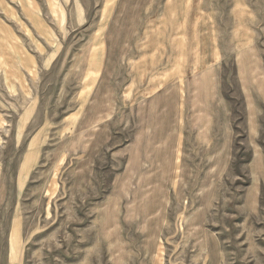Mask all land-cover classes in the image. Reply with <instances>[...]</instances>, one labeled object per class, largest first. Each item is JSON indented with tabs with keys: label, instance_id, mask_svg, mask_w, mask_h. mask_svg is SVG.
I'll return each mask as SVG.
<instances>
[{
	"label": "rangeland",
	"instance_id": "obj_1",
	"mask_svg": "<svg viewBox=\"0 0 264 264\" xmlns=\"http://www.w3.org/2000/svg\"><path fill=\"white\" fill-rule=\"evenodd\" d=\"M0 264H264V0H0Z\"/></svg>",
	"mask_w": 264,
	"mask_h": 264
}]
</instances>
